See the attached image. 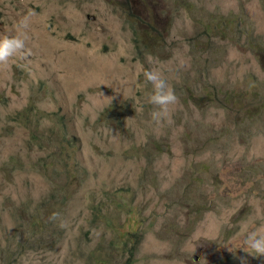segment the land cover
<instances>
[{
  "label": "rangeland",
  "instance_id": "obj_1",
  "mask_svg": "<svg viewBox=\"0 0 264 264\" xmlns=\"http://www.w3.org/2000/svg\"><path fill=\"white\" fill-rule=\"evenodd\" d=\"M212 1L0 0V264H264V4Z\"/></svg>",
  "mask_w": 264,
  "mask_h": 264
},
{
  "label": "clouds",
  "instance_id": "obj_2",
  "mask_svg": "<svg viewBox=\"0 0 264 264\" xmlns=\"http://www.w3.org/2000/svg\"><path fill=\"white\" fill-rule=\"evenodd\" d=\"M132 2V0H129ZM219 1V6L216 11L218 10H225L226 14H221V15H216L218 23L221 25V31L228 29L233 25V21L229 17L230 15H238L239 13L242 14V16H247L248 15V4L251 2V0H239V3L241 4L240 6L234 7L231 3V0H213L212 2L214 5ZM262 3L264 4V0H261ZM252 3V2H251ZM212 5V6H214ZM230 6V8H228ZM214 11V12H216ZM200 11L197 12L194 15L191 16H185L184 14L182 15L181 19H184L185 21L190 22L194 29L197 31V34L203 36L206 34H213L212 38L218 37L214 32H210L209 27H203L197 26L198 23H200ZM217 13V12H216ZM254 20L256 19V16L253 18ZM24 26H26L27 23V17L24 18L21 22ZM236 30V29H235ZM235 30L233 32H235ZM223 32H221L222 34ZM222 37H226L222 35ZM211 38V39H212ZM219 38V37H218ZM220 40V38H219ZM238 43L246 48L244 44L240 42V37L236 39ZM24 47V40L21 39L20 37H3L0 38V63L5 62L10 56L13 55V53L17 52L18 50L22 49ZM197 47V46H195ZM195 48L193 50L187 51L186 53L190 55H194L195 57L196 52ZM207 52V51H206ZM203 52V53H206ZM184 53L179 52L177 55L184 56L189 58V56ZM199 62H205L207 59L200 58L198 59ZM190 63H193V61H190ZM186 69H190V66L188 65ZM188 71V70H187ZM145 77L147 81L151 82L153 85V91L148 94L149 96V101L150 103L159 106L158 110H154L152 115L154 118L164 115L166 111L167 105L174 103L176 101V96L171 89V87L167 84L165 79L155 70H146L145 72ZM233 96H236V91H234ZM257 214H263L264 212H260ZM254 231H257L254 230ZM250 232L246 243L250 248L255 250L256 253L259 255H264V236H259L257 235L256 232ZM196 257V256H195ZM194 257V259H195Z\"/></svg>",
  "mask_w": 264,
  "mask_h": 264
},
{
  "label": "water",
  "instance_id": "obj_3",
  "mask_svg": "<svg viewBox=\"0 0 264 264\" xmlns=\"http://www.w3.org/2000/svg\"><path fill=\"white\" fill-rule=\"evenodd\" d=\"M195 259H196V257H195Z\"/></svg>",
  "mask_w": 264,
  "mask_h": 264
},
{
  "label": "bare ground",
  "instance_id": "obj_4",
  "mask_svg": "<svg viewBox=\"0 0 264 264\" xmlns=\"http://www.w3.org/2000/svg\"><path fill=\"white\" fill-rule=\"evenodd\" d=\"M196 260V259H195Z\"/></svg>",
  "mask_w": 264,
  "mask_h": 264
}]
</instances>
